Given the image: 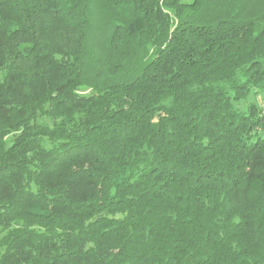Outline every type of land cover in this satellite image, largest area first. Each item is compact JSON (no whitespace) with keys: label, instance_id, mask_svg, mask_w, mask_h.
Segmentation results:
<instances>
[{"label":"trees","instance_id":"16d2710c","mask_svg":"<svg viewBox=\"0 0 264 264\" xmlns=\"http://www.w3.org/2000/svg\"><path fill=\"white\" fill-rule=\"evenodd\" d=\"M264 0H0V264H264Z\"/></svg>","mask_w":264,"mask_h":264},{"label":"rangeland","instance_id":"374dc122","mask_svg":"<svg viewBox=\"0 0 264 264\" xmlns=\"http://www.w3.org/2000/svg\"><path fill=\"white\" fill-rule=\"evenodd\" d=\"M263 102H264V96L262 93H254V92H251L247 97L246 99L238 102V103H235L236 107H238L239 109L243 110L245 108H247V106L251 103H254V104H259V105H263Z\"/></svg>","mask_w":264,"mask_h":264}]
</instances>
